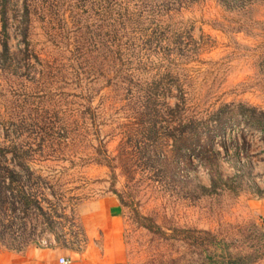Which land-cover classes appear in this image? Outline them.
Here are the masks:
<instances>
[{
	"label": "rangeland",
	"instance_id": "374dc122",
	"mask_svg": "<svg viewBox=\"0 0 264 264\" xmlns=\"http://www.w3.org/2000/svg\"><path fill=\"white\" fill-rule=\"evenodd\" d=\"M0 151L2 248L112 196L125 264H264V0H0Z\"/></svg>",
	"mask_w": 264,
	"mask_h": 264
},
{
	"label": "crops",
	"instance_id": "0c3cea01",
	"mask_svg": "<svg viewBox=\"0 0 264 264\" xmlns=\"http://www.w3.org/2000/svg\"><path fill=\"white\" fill-rule=\"evenodd\" d=\"M250 204L258 216L264 217V200H252ZM79 222L84 243L74 247L57 243L47 247L29 245L21 250L0 247V264H60V259L68 264H125L123 220L115 197L103 196L83 203Z\"/></svg>",
	"mask_w": 264,
	"mask_h": 264
},
{
	"label": "trees",
	"instance_id": "16d2710c",
	"mask_svg": "<svg viewBox=\"0 0 264 264\" xmlns=\"http://www.w3.org/2000/svg\"><path fill=\"white\" fill-rule=\"evenodd\" d=\"M251 124V123H250ZM260 128L263 127L261 125H259L260 123H257ZM252 125H254V123H252ZM263 129V128H262ZM2 151H0L1 153ZM24 171H26L28 173V169L25 168L24 166H22V168L20 167V169H16L15 167L13 168H9L8 166H0V174H7L8 177L10 178H19L20 176L23 175ZM2 184V185H1ZM4 185V182L0 183V187ZM2 188H0V200L2 199ZM21 198L23 199L24 197L21 196ZM241 259L240 258H235V259H230V263L231 264H240Z\"/></svg>",
	"mask_w": 264,
	"mask_h": 264
},
{
	"label": "built area",
	"instance_id": "2783aa9c",
	"mask_svg": "<svg viewBox=\"0 0 264 264\" xmlns=\"http://www.w3.org/2000/svg\"><path fill=\"white\" fill-rule=\"evenodd\" d=\"M47 246V245H46ZM59 263L60 264H68L69 262L67 261V260H65V259H60L59 260Z\"/></svg>",
	"mask_w": 264,
	"mask_h": 264
}]
</instances>
